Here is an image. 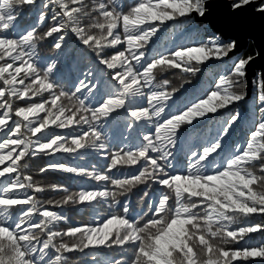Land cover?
<instances>
[{
    "label": "snow or ice",
    "instance_id": "obj_1",
    "mask_svg": "<svg viewBox=\"0 0 264 264\" xmlns=\"http://www.w3.org/2000/svg\"><path fill=\"white\" fill-rule=\"evenodd\" d=\"M213 5L226 6L215 20ZM25 6L35 23H21ZM255 18L264 29V0H0V264H69V254L113 246L124 256L111 264L264 260V239L252 238L264 233V72L249 76L264 48L242 55L238 36L219 26L240 32ZM170 22L187 23L195 35L157 44ZM70 36L109 70L107 80L88 71L71 90L61 86L58 63L72 55ZM49 39L53 56L41 57L38 48ZM205 69L212 73L207 84L177 105L176 94ZM175 70L179 85L156 82L157 73ZM249 83L257 88L259 119L230 145L243 119L235 106ZM120 110L125 129L142 122L148 131L113 150L106 125ZM178 144L185 146L183 168L173 164ZM89 150L107 161L103 170L56 159H82ZM36 157H51L41 174L62 171L103 185L70 192L53 184L64 195L42 202L36 194L46 188L26 174ZM141 186L150 203L134 216L130 194ZM99 201L120 211L98 225L70 224L53 210ZM59 222L67 227L58 230Z\"/></svg>",
    "mask_w": 264,
    "mask_h": 264
},
{
    "label": "trees",
    "instance_id": "obj_2",
    "mask_svg": "<svg viewBox=\"0 0 264 264\" xmlns=\"http://www.w3.org/2000/svg\"><path fill=\"white\" fill-rule=\"evenodd\" d=\"M126 1L129 2L134 0H122L124 4H126ZM21 23L25 25L35 23L34 10H32L29 6H25L24 8V14L22 16ZM48 23H50V21ZM189 27L190 25H188L187 23L181 24L179 22H170L168 26V30L166 32L160 33L161 39L157 41V44H163L165 47L173 46L175 43L181 41L182 39H185V37H182L181 39H177L182 34H187L189 38L191 36H194L195 35L194 32H188ZM43 30L44 28L42 26L41 31ZM67 43L69 45L68 51L69 53H72V55L66 56L58 63V67L60 68L58 79L62 87H64L66 90H71L73 88V85L76 83L77 78L79 79L85 78L84 76L81 75L82 72L87 73L88 71H91L94 76L97 77L102 76V78L105 80L109 78V70H106L104 66L95 63L92 55L83 46H78V42L76 38L70 36L67 40ZM153 47H155V45H149L150 49H152ZM253 50H255V48L251 44L248 47V50L245 51L243 54H250L253 52ZM38 51L41 57L53 56L54 49H52L51 47V40L49 39L48 41H44L42 46L38 48ZM209 72L210 71L208 69H205L202 72V74H199L196 78L192 80V83L190 85H185V87L181 89L179 93L176 94V96L179 97V99H176L177 105L182 106V102L184 98L186 96L191 95L193 88L199 87L201 84L204 85L207 84L208 78L211 76ZM88 79L91 80L92 77H88ZM164 79L169 80L171 82V85H179V83L181 82V76L179 74V70L169 71L165 73H157V81H156L157 83L162 82ZM254 92L255 94L252 95V97L248 99V101H245V105L247 106V109L245 110L246 112H242L243 119L241 120L240 124L232 131L231 136L227 138L228 143L230 145H234L236 142H242L245 139L246 134L248 133L251 127V121H252L251 119L247 121L246 115L248 114V116L252 118L253 116L250 115L251 114L250 111L253 112L259 111V107L261 105L259 101L256 99L257 97L256 86H254ZM138 99L142 100L143 98H138ZM144 104L145 106H147L146 102H144ZM120 113L124 114L123 110H120ZM257 114L256 116H258ZM126 119L127 118H124V120H122L121 125L119 127L112 129L111 132L113 134L111 136L119 133H120V137L123 136V134L125 133ZM117 120H121V117L120 116L117 117L115 120L111 122L110 125L107 126H111ZM138 123L140 126L134 125L131 127L132 132L139 134L140 130L141 131L148 130V128L142 125V122H138ZM57 131L64 132L66 130L61 129ZM184 150H185V146L180 144H178L177 150L174 149V153L176 156V159L174 161H176L181 156L183 157L181 160L182 163L181 168H183L187 164V158L184 154ZM97 155H101V154L96 153L94 150H89L88 153L84 155L82 159H78L75 156L69 158L68 154H57L56 159H62L67 163L87 167L91 170V167L95 165L92 160V157ZM50 159L51 157H36L34 159H30L27 161L29 164V168L27 169L26 174H31L35 182L39 183L40 185L46 188L45 192L36 194L37 198L40 199L42 202H46L47 200L60 199L64 195L63 192L52 191L50 186L53 184L67 187L70 192H77L82 188H92L94 186L103 185V182H97L91 180L90 178L79 177L62 171L49 170L48 172L41 174L39 172V167L43 166ZM174 165L179 166L178 163H175ZM95 167L97 169H101L96 165ZM122 171L127 173L128 171H130V169H123ZM113 172L115 173V170H113ZM154 186L155 185H153L152 187ZM142 189L143 186L134 189L133 193L130 194V198H131L130 209H135L136 211L134 216L143 212H147L148 210V205L150 203V200L143 198ZM134 195H136V197ZM110 204H112L111 201H99V202H93L92 205H87V204L65 205L62 207L53 208V210L61 213L62 215L67 216L69 218L68 223L70 224L98 225L102 219L108 217L111 213L120 211V208L118 206L112 205L110 207L109 206ZM149 215H151V213H149ZM255 218L257 220L260 219L259 216ZM55 227L58 230H63L67 227V224L64 222H59L56 224ZM262 234L264 233H260V232L254 233L252 234V238L254 240H259ZM74 254L75 255L69 254V264H111V262L115 261L116 259H121L124 256V253H122L117 246H113L112 248L101 247L94 250L93 254H89L87 256H84L83 254L80 253H74ZM251 264H264V260H260L259 258H257L253 260Z\"/></svg>",
    "mask_w": 264,
    "mask_h": 264
},
{
    "label": "rangeland",
    "instance_id": "obj_3",
    "mask_svg": "<svg viewBox=\"0 0 264 264\" xmlns=\"http://www.w3.org/2000/svg\"><path fill=\"white\" fill-rule=\"evenodd\" d=\"M213 1V0H212ZM134 1H126V4L125 5H130L131 3H133ZM221 14H215L214 13V15L213 16H210L209 18L211 19V20H215L217 17H219ZM221 26L223 25V24H220ZM218 35V34H217ZM182 37H185V39L186 38H189V36L187 35V34H182V35H180V37L179 38H177V39H181ZM252 44V46H254V48H256L255 47V45H253V42H251L250 43V45ZM249 45V46H250ZM248 50V49H247ZM246 50V51H247ZM256 50V49H255ZM244 52H242L241 54H243ZM210 74H212L211 72H209ZM259 73H261V72H259ZM258 73V74H259ZM254 86L255 85H253V89H252V94H251V97H252V95H254L255 94V92H254ZM247 97V96H246ZM250 97V98H251ZM249 98V99H250ZM245 101H248V99H246L245 98V100L244 101H242V102H239L236 106V108L237 109H240V111H241V113L242 112H246L245 110L247 109V106L245 105ZM250 115H252L253 117L252 118H250L249 116H248V114L246 115V120L247 121H249L250 119L252 120L253 118H255V119H259V111H255V112H253V111H250ZM258 113V114H257ZM246 114V113H245ZM256 114L258 115V116H256ZM243 115V114H242ZM120 117H121V120H117V121H115L111 126H107L106 125V129H107V132H106V134H107V136H108V138H109V142H110V145H111V147H112V149L113 150H116L117 148H119V147H125V146H130V145H126V142H131V141H133V140H135V139H137L139 136H142L145 132H147L148 130H145V131H141L140 130V133L139 134H136L135 132H132L131 131V127H129L128 129H125V133L123 134V136L122 137H120V133L119 134H115V135H113V136H111L113 133L111 132L112 131V129L113 128H116V127H119L120 125H121V122H122V120H124V118H127L124 114H121L120 115ZM236 134V133H235ZM177 150V149H176ZM182 156L181 157H179L176 161H173V164H175V163H178V165L179 166H177L178 168H181L182 167V163H181V160H182ZM92 160H93V162H94V164L96 165V166H98L99 168H101V169H103L104 168V165L107 163V161L106 160H104L103 158H102V156L101 155H97V156H94V157H92ZM123 170V169H122ZM116 171V170H115ZM152 189H153V191H156V190H158V187L155 185L154 187H152ZM135 197H136V195H134ZM145 199H147V198H145ZM145 209H147V208H145ZM131 210V213H132V215H134L135 214V209H130ZM261 239H264V234H262V236H261V238L259 239V240H261ZM73 255H75L74 253H73Z\"/></svg>",
    "mask_w": 264,
    "mask_h": 264
},
{
    "label": "water",
    "instance_id": "obj_4",
    "mask_svg": "<svg viewBox=\"0 0 264 264\" xmlns=\"http://www.w3.org/2000/svg\"><path fill=\"white\" fill-rule=\"evenodd\" d=\"M212 2L213 3H221V2L227 3L228 0H213ZM212 7L214 9H217V12L215 14H221L223 11L222 9L226 6H224V5H213ZM219 26L228 30L230 32V34L238 36V38L240 39L239 40L240 54L242 52H245L248 49L251 42H253V45H255L256 51H259V48H260L259 42L257 41L256 37L251 33V31H249V32H244V31L231 32V29H228L226 25L223 24L222 26L221 25H219ZM251 27L262 29V24H261L260 19L255 18ZM244 33H247V34H244ZM217 34L219 35V33H217ZM250 67H251L250 73H249L250 79H256L257 77L252 76V73L255 72L258 76L259 72H264V58H261V59L258 58L257 61L255 63H253ZM252 89H253V84L249 83L248 88H247L248 95H247L246 99H249L251 97Z\"/></svg>",
    "mask_w": 264,
    "mask_h": 264
},
{
    "label": "bare ground",
    "instance_id": "obj_5",
    "mask_svg": "<svg viewBox=\"0 0 264 264\" xmlns=\"http://www.w3.org/2000/svg\"><path fill=\"white\" fill-rule=\"evenodd\" d=\"M221 3H224V2H221ZM249 31H251V33L256 37L257 41L259 42L260 47L262 46L264 48V30L259 29V28H254V27H251L248 30H244V32H249ZM244 34H247V33H244Z\"/></svg>",
    "mask_w": 264,
    "mask_h": 264
}]
</instances>
